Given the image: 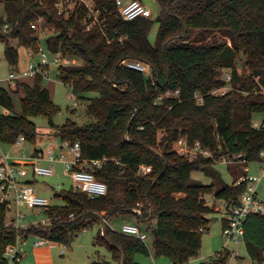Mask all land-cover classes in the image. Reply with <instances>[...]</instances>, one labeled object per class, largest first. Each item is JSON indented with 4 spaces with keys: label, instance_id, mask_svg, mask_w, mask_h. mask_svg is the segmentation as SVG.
Segmentation results:
<instances>
[{
    "label": "trees",
    "instance_id": "trees-1",
    "mask_svg": "<svg viewBox=\"0 0 264 264\" xmlns=\"http://www.w3.org/2000/svg\"><path fill=\"white\" fill-rule=\"evenodd\" d=\"M56 1L0 0L5 11L0 41L9 65L17 67L20 46L38 49L32 24L42 17L43 25L56 28L46 40L49 50L79 59L78 64L60 66L58 77L72 84L78 100L89 99L86 112L91 120L79 124L69 119L58 133L63 142H80L83 159L103 160L94 173L108 191L90 197L62 189L56 196L63 203L44 211L50 223L21 230L7 225L6 203L0 202V264H5L6 248L18 235L70 244L97 223L103 227L95 242L107 247L112 258L98 257L89 264H147L138 259L151 254L146 241L107 223L119 213L135 214L157 229L152 246L156 257L165 256L171 264L188 262L198 256L204 233L200 229H208L207 214L215 210L208 197L239 199L247 187L245 181L235 185L247 174L240 164L233 168L239 174L232 183L223 181L213 165L239 153L246 166L262 160L264 118L260 128L253 118L256 113L264 116V0H157L161 10L156 18L132 20L121 17L116 0H94L104 10L105 31L98 26L86 29L90 18L84 6L65 18ZM154 22L159 29L152 43ZM130 60L147 64L151 74L129 67ZM226 73L231 81L224 79ZM26 78H33L32 83L23 78L17 88L0 84V107L9 111H0L2 143L15 144L20 135L35 142L33 118L44 115L53 124L59 109L41 75ZM228 84L232 89L225 94L211 93ZM177 90V96L166 95ZM21 91V111L16 112L13 94ZM93 92L97 95L89 97ZM196 92L204 96L203 103L195 99ZM182 136L191 145L199 141L212 155L179 154L174 143ZM195 170L216 180L193 181ZM245 243L252 261L264 264V214L247 218ZM228 257L225 252L198 264H226Z\"/></svg>",
    "mask_w": 264,
    "mask_h": 264
},
{
    "label": "built area",
    "instance_id": "built-area-1",
    "mask_svg": "<svg viewBox=\"0 0 264 264\" xmlns=\"http://www.w3.org/2000/svg\"><path fill=\"white\" fill-rule=\"evenodd\" d=\"M116 3L118 6V12L123 19L132 20L139 16L153 17L152 10L141 0H129L127 2L116 0ZM79 6H84L88 12L90 22L86 26L87 30L92 29L94 26H98L102 31H105L107 24L106 17L103 14L104 10L97 5L94 0L56 1V9L58 13L65 18H68ZM32 27L37 33H39L38 37L40 41L41 35L46 32L43 28L42 17H39L38 20L32 24ZM28 50L30 61L27 66L25 68L16 67L9 73L7 80L10 88H17L18 81L26 77L41 75L44 79H47L49 77L48 69L51 64H56L60 67L78 64L80 62L78 58L63 55L61 52L54 53L55 55L53 58L49 59L47 52L42 46H39V44L37 50L32 48H28ZM36 56L39 58L38 61L34 60ZM127 65L131 68L151 74L150 67L145 63L130 60L127 62ZM231 78L230 73L224 75L226 81H231ZM61 82L72 88L71 83L67 84L62 80ZM230 89H232V87L228 84L212 90L211 93L225 94ZM172 94L177 96L179 90L175 92H166L167 96ZM195 99L201 104L204 101V96L196 92ZM253 125L260 128L262 126V121L260 123L254 122ZM24 141H26L25 136L20 135L15 144H21ZM174 148L182 155H187L188 153L202 154L203 156L212 155V152L209 149L203 148L199 141H196L191 145L185 136H182L175 141ZM260 156L262 158L260 162L264 163V149L261 151ZM43 158L49 161L50 165H42L40 160ZM3 159L4 161L0 163V202L6 203L7 213L12 214L9 220H7V225H11V227L18 230L26 229L30 224L50 223L49 218L36 223H23L27 216L21 210L22 205L31 209H37L39 213L44 212L45 209L53 205L47 197L37 193L34 182L26 179L30 173H32L34 177L50 176L54 173L55 163L59 162L63 165L64 172L73 180L71 188L74 190L82 191L90 197L105 195L108 191L107 184L104 181L97 179L94 173V167L100 166L103 160L83 159L82 147L79 141L73 143L69 141L63 142L61 150L57 155H55L54 148L48 149L45 153L42 151H34L30 156V159H32L31 172L29 171L27 164L9 161L8 155H4ZM221 162L228 165L240 164L248 171V166L244 165L246 159L242 153L232 156H224L222 157ZM143 168L148 172L151 171L150 166L145 165ZM263 177L264 171L260 176L249 175L248 173L241 176L239 180L235 182V185H239L242 181H245L247 187L239 199H218L213 197L212 200L208 201L209 205L215 210L222 212L226 220V226L223 229L225 241L222 249L217 253V256H220L225 252L229 254L226 264H233L231 257H239L238 248L246 246L245 222L247 218L253 214H264V201L260 199L258 194V185ZM217 201L220 202L218 203ZM137 212L140 213V210L137 209ZM200 230L202 232L206 231L204 228H201ZM121 232L133 235L141 240H146L148 237L147 233L141 231L136 225L124 224ZM34 237L36 238L34 242L35 246L51 242L43 237ZM25 243V238L18 235L15 243L7 246L4 253L5 264L9 261L13 264H18L21 261ZM211 259L212 258H209L204 261H209ZM253 264L260 263L253 261Z\"/></svg>",
    "mask_w": 264,
    "mask_h": 264
},
{
    "label": "rangeland",
    "instance_id": "rangeland-1",
    "mask_svg": "<svg viewBox=\"0 0 264 264\" xmlns=\"http://www.w3.org/2000/svg\"><path fill=\"white\" fill-rule=\"evenodd\" d=\"M142 2L152 10L153 18H156L161 10L159 2L157 0H142ZM0 17H5V11L2 3H0ZM43 28L46 32L41 35L39 46H42L47 52L49 59H52L55 54L49 50L46 40L51 33L56 31V28L49 25H43ZM158 29L159 23L154 22L149 33V39L152 43L156 40ZM36 34L39 35L37 32ZM11 43L15 46L18 44L16 40H12ZM28 51V48L25 46L19 47L18 64L22 68H25L30 61ZM4 52L5 43L0 41V84L9 89L10 86L7 78L9 73L16 67L9 65ZM34 60L38 61L39 58L36 56ZM48 72L49 77L45 79V86H47V88L51 91L52 99L59 108L52 117L53 124L47 116L39 115L34 117L33 120L35 121L39 131L36 141H24L21 144H7L0 142V158H2L6 153L30 157L35 148H41L47 152L51 144L58 148L55 150V155H57L60 151L59 147L63 144L58 133L59 127L69 119L76 121L79 124H83L91 120L90 116L86 112V106L89 103V99H77L72 88L64 85L59 79V67L56 64H51ZM28 79L32 80L33 78H25L23 80ZM96 95L97 93L94 92L88 94L89 97H94ZM21 97H23L22 91L13 94L16 112L21 111ZM2 110L3 108L0 107V111ZM263 118L264 116L262 113H256L253 121L260 123ZM187 155L195 154L188 153ZM41 164L46 165V163L42 161ZM228 166L232 170V174L229 172ZM27 167L31 172L32 165H27ZM213 167L220 172L221 179L227 183L232 182L235 173L239 174L238 170L233 169L238 167L235 164L228 165L219 161L214 164ZM263 171L264 163L256 161L248 164L247 173L249 175L260 176L263 174ZM192 180L208 184L215 181L216 177L203 170H195L192 173ZM34 184L39 195L47 197L52 204H62L63 200L56 196V192L62 189L71 188L73 180L64 172L63 165L56 162L54 173L50 176H36ZM258 194L260 199L264 201V177L259 182ZM209 198L211 199V196ZM217 202L219 203L220 201ZM21 210L27 216L23 223H36L47 219L46 214L44 212L39 213L37 209H31L22 205ZM10 215L11 213H7V220L11 217ZM207 217L211 219V221L208 229L203 233L202 246L198 256L191 258L186 263L178 264H198L206 259L215 258L217 253L222 249L225 241L223 236V214L221 211L212 210L207 214ZM107 223L113 229L119 231L122 230L124 224L138 226L141 231L147 233L148 237L145 241L151 249V254L149 256L138 255V259L147 264H171L169 258L165 256L156 257L154 255L152 250L154 241L152 229L149 228V223L140 221L137 215L132 213L113 214L108 218ZM155 223L156 220L153 219L151 224L154 226ZM102 227V223H97L92 228L81 231L70 244L47 242L41 246H35L34 242L36 238L34 236H29L25 238L26 243L24 251L22 252V259L18 264H89L98 257L111 259L112 255L107 247L98 245L95 242V236ZM238 251L239 257H231L233 264H253V261L247 252L246 246L239 247ZM7 264L13 263L9 261Z\"/></svg>",
    "mask_w": 264,
    "mask_h": 264
},
{
    "label": "crops",
    "instance_id": "crops-1",
    "mask_svg": "<svg viewBox=\"0 0 264 264\" xmlns=\"http://www.w3.org/2000/svg\"><path fill=\"white\" fill-rule=\"evenodd\" d=\"M123 2H127V1H129V0H122ZM30 57V56H29ZM19 63V62H18ZM17 68H22V67H20L19 66V64L17 65ZM28 83H32V80H26ZM47 87V86H46ZM48 90H49V88H48ZM49 92H50V94H51V91L49 90ZM51 97H52V94H51ZM1 108H3V107H1ZM2 112H4V113H8L9 111L7 110V109H5V108H3V110H2ZM39 132V131H38ZM60 136V135H59ZM62 141V140H61ZM63 142V141H62ZM61 147H62V145L59 147V150H61ZM50 148H54V150H56V149H58L55 145H53V144H51V146L48 148V149H50ZM34 151H42V152H46V151H44V150H42L41 148H35V150ZM4 155H8V157H9V161H11V162H17V163H22V164H27V165H31V163H32V159H30V157H24V156H21V155H18V154H10V153H6V154H4ZM4 161V159H3V157L2 158H0V163H2ZM41 161L42 162H45L46 163V165H50V162L49 161H47L45 158H43V159H41L40 160V163H41ZM228 170H229V172L232 174V170L230 169V167L228 166ZM31 175V176H30ZM27 180H31L32 182H35V177L32 175V173H30L29 174V176L26 178ZM234 179V178H233ZM232 182H233V180H232ZM231 182V183H232ZM214 196H211V199L208 197V201H210V200H212V198H213ZM10 216H12V214L10 215ZM223 229H224V226H225V224H226V220H225V218H224V216H223ZM50 243H54V242H50ZM41 246V245H40Z\"/></svg>",
    "mask_w": 264,
    "mask_h": 264
},
{
    "label": "water",
    "instance_id": "water-1",
    "mask_svg": "<svg viewBox=\"0 0 264 264\" xmlns=\"http://www.w3.org/2000/svg\"><path fill=\"white\" fill-rule=\"evenodd\" d=\"M152 233H153L154 235H156V234H157V229H156V228H153V229H152Z\"/></svg>",
    "mask_w": 264,
    "mask_h": 264
}]
</instances>
